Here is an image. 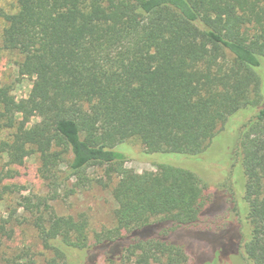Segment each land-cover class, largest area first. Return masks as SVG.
Listing matches in <instances>:
<instances>
[{
	"label": "trees",
	"instance_id": "trees-1",
	"mask_svg": "<svg viewBox=\"0 0 264 264\" xmlns=\"http://www.w3.org/2000/svg\"><path fill=\"white\" fill-rule=\"evenodd\" d=\"M1 15L3 49L35 79L24 121L40 119L26 128L0 84L9 161L22 165L42 138L43 156L65 164L61 178L91 167L117 178L116 223L92 243L74 218L22 198L48 264H190L176 235L221 231L215 247L189 241L220 263L264 264V0H19ZM129 141L171 157L136 175ZM223 179L228 192L207 185Z\"/></svg>",
	"mask_w": 264,
	"mask_h": 264
},
{
	"label": "rangeland",
	"instance_id": "rangeland-1",
	"mask_svg": "<svg viewBox=\"0 0 264 264\" xmlns=\"http://www.w3.org/2000/svg\"><path fill=\"white\" fill-rule=\"evenodd\" d=\"M18 10L19 0H0V84L11 89L14 102L18 105L16 118L24 122L26 128H30L40 119L31 116L24 121L25 115L30 114L22 106V102L29 98L35 79L20 76L21 56L3 49L1 43L5 27L1 14H14ZM12 134L13 131L7 130L0 120V264H48L52 257V253L43 248L33 226L36 213L33 215L26 211L27 203L22 198L28 197L32 203L40 199L48 204L49 212L74 218L80 225L86 226L91 243L93 234L115 225L117 205L112 190L117 178L108 180L105 169L99 167L85 170L81 177L61 178L64 176L65 164L61 161L52 164L49 158L43 156L48 147L44 146L41 149L42 138L29 140L27 144L29 155L24 158L22 165L13 164L1 146L2 142L11 139ZM126 144L132 153L126 156L125 166L136 175L157 171L158 162L162 158L171 157L164 154L146 155L144 147L137 141H129ZM70 158L71 156H66L64 161ZM56 174L59 178L54 177ZM207 185L214 193L228 192L224 179L217 183L207 181ZM220 203L221 198L218 196L216 205ZM32 210L36 212L35 208ZM41 210H45L43 205ZM226 215L235 221L232 211L228 210L223 217ZM225 234V231H221L220 235L208 232H179L175 240L186 246L190 264H245L237 255H232L225 263H220L218 258H212L203 244H192L189 241L205 240L209 242V247L211 245L215 247L224 240ZM98 264L108 263L100 261Z\"/></svg>",
	"mask_w": 264,
	"mask_h": 264
}]
</instances>
